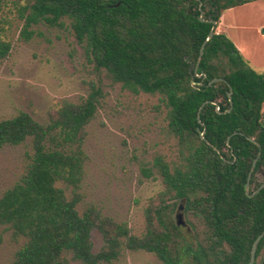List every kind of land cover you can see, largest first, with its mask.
Segmentation results:
<instances>
[{"label": "trees", "instance_id": "1", "mask_svg": "<svg viewBox=\"0 0 264 264\" xmlns=\"http://www.w3.org/2000/svg\"><path fill=\"white\" fill-rule=\"evenodd\" d=\"M256 1L261 0L14 4L26 40L33 26L68 21L87 56L115 82L136 94L159 95L180 159L172 166L156 161L164 190L145 210L146 229L137 236L94 205L78 210L87 160L83 146L100 106L99 91L80 103L63 102L46 123L26 112L0 120V150L28 139L33 149L20 180L0 196V226L25 240L11 264H70L67 254L83 264H111L124 249L153 254L163 264H249L253 243L264 232V188L254 194L264 183V73L217 28L224 12ZM5 7L0 0V61L12 51ZM211 21L217 28L199 62ZM198 62L193 80L191 65L195 69ZM214 79L222 81L210 85ZM59 182L71 188V196ZM179 200L192 220L187 235L173 219ZM94 229L104 241L97 253ZM255 264H264V237Z\"/></svg>", "mask_w": 264, "mask_h": 264}, {"label": "rangeland", "instance_id": "2", "mask_svg": "<svg viewBox=\"0 0 264 264\" xmlns=\"http://www.w3.org/2000/svg\"><path fill=\"white\" fill-rule=\"evenodd\" d=\"M32 1L4 0L3 15L10 22L6 28L12 51L0 61V120L26 112L46 123L63 102L80 103L93 90L99 91L100 106L87 126L83 146L87 160L78 210L94 205L104 216L126 223L132 234L140 236L146 229L145 210L156 204L164 190L156 161L162 158L172 166L180 159L177 140L168 130L167 111L159 95L136 94L115 82L108 70L87 56L68 21L62 26H33L26 40L14 4ZM224 13V33L240 47L245 58L259 60L261 66L249 63L264 73V0ZM32 153L31 139L0 150V196L20 180ZM57 186L71 196V188L61 182ZM184 204L177 201L173 219L184 223L180 227L187 235L192 220ZM91 237L97 253L104 245L103 237L96 229ZM24 242L0 226V264H11ZM67 257L70 264H83L73 261L69 254ZM111 264L163 263L153 254L124 249Z\"/></svg>", "mask_w": 264, "mask_h": 264}, {"label": "water", "instance_id": "3", "mask_svg": "<svg viewBox=\"0 0 264 264\" xmlns=\"http://www.w3.org/2000/svg\"><path fill=\"white\" fill-rule=\"evenodd\" d=\"M200 11H201V15H200V18H199V19H200L201 21H204V19H203V12H202V9H201V5H200ZM211 22L213 23V27H212V29H211L209 35H208L207 40L204 42V44H203V46H202V48H201L199 62H200V60H201V58H202L205 44H206V43L212 38V36L214 35V33H215V31H216V28H217L216 23L213 22V21H211ZM199 62H198V65L196 66L195 69H193V65H191L190 72L193 74V80H194V78H195V75L197 74V70H198ZM218 81H222V79H214V80H212V81L210 82V85L213 84V83H215V82H218ZM229 97H230L231 104H232V90H230V92H229ZM232 106H233V105H232ZM231 109H232V107H231ZM203 137H204V132H201V138H203ZM250 140H251L252 142L256 143L254 139H250ZM256 164H257V159H255V160L253 161V164H252L251 170H250L249 175H248L247 183H246V185H245V189H246V193H247V194L250 193V182H251V178H252L253 172H254V170H255V168H256ZM263 188H264V183L260 186V188H259L254 194L258 193V192H259L261 189H263ZM254 194H253V195H254ZM179 218H180V217H179ZM177 225H178V226H182V225H184V223L179 219V220L177 221ZM263 237H264V232H263L261 235H259V236L255 239V241H254V243H253V246H252L251 258H250V262H249V264H255L257 247H258V244H259L260 240H261Z\"/></svg>", "mask_w": 264, "mask_h": 264}, {"label": "crops", "instance_id": "4", "mask_svg": "<svg viewBox=\"0 0 264 264\" xmlns=\"http://www.w3.org/2000/svg\"><path fill=\"white\" fill-rule=\"evenodd\" d=\"M244 6V5H243ZM237 8V7H236ZM235 8H233V9H230V10H227L226 12L227 13H231L233 10H234ZM226 14L225 13H223V15H222V17H221V22H220V24H219V26H218V32H222V33H224V27L226 26ZM262 28V30H263V32H264V26L263 27H261ZM263 36H264V34H263ZM235 44V43H234ZM236 45V44H235ZM236 47L239 49V51L242 53V51H241V49H240V47H238L237 45H236ZM247 59V58H246ZM247 61L248 62H250L251 64H256V66H261V62L259 61V60H252V61H250L249 59H247Z\"/></svg>", "mask_w": 264, "mask_h": 264}]
</instances>
